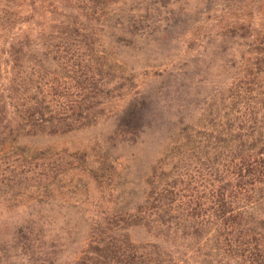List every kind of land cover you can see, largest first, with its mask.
<instances>
[{"label": "rangeland", "instance_id": "1", "mask_svg": "<svg viewBox=\"0 0 264 264\" xmlns=\"http://www.w3.org/2000/svg\"><path fill=\"white\" fill-rule=\"evenodd\" d=\"M89 6L0 0L1 70L10 71L13 45L45 40L63 21H87ZM97 19L116 68L95 78L104 79L106 95L90 112L93 122L63 135L22 137L8 147L11 162L0 164V180L7 178L0 183V264H76L94 222L135 212L145 200L148 175L181 129L230 103L243 57L264 39V0H117ZM24 147L46 158L15 162ZM56 162L53 180L46 174ZM129 234L192 257L188 264L209 263L211 244L195 252L143 227Z\"/></svg>", "mask_w": 264, "mask_h": 264}, {"label": "trees", "instance_id": "2", "mask_svg": "<svg viewBox=\"0 0 264 264\" xmlns=\"http://www.w3.org/2000/svg\"><path fill=\"white\" fill-rule=\"evenodd\" d=\"M87 1V21H63L45 40L13 45L10 71L0 68V164L11 162L15 152L8 147L22 137L63 135L93 122L90 112L106 95L104 79L95 78L116 68L101 43L97 17L117 0ZM227 100L201 125L181 129L148 175L145 200L135 212L93 223L76 264L192 261L158 243L134 242V227L172 244L181 240L195 252L211 244L208 264H264V39L243 57ZM18 151L23 155L15 162L24 166L46 158L42 150ZM59 167L53 163L46 176L56 180Z\"/></svg>", "mask_w": 264, "mask_h": 264}]
</instances>
